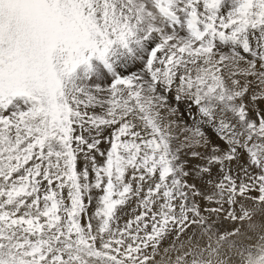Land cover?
I'll return each instance as SVG.
<instances>
[{
  "label": "snow or ice",
  "instance_id": "obj_1",
  "mask_svg": "<svg viewBox=\"0 0 264 264\" xmlns=\"http://www.w3.org/2000/svg\"><path fill=\"white\" fill-rule=\"evenodd\" d=\"M0 264H264V0H0Z\"/></svg>",
  "mask_w": 264,
  "mask_h": 264
}]
</instances>
